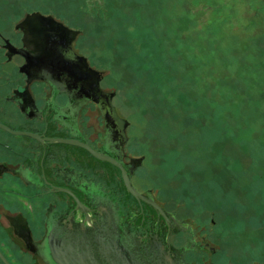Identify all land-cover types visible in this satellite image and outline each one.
I'll return each instance as SVG.
<instances>
[{"label":"rangeland","instance_id":"rangeland-1","mask_svg":"<svg viewBox=\"0 0 264 264\" xmlns=\"http://www.w3.org/2000/svg\"><path fill=\"white\" fill-rule=\"evenodd\" d=\"M35 9L80 28L78 49L104 70L145 154L140 174L214 260H262L264 0H0L3 27Z\"/></svg>","mask_w":264,"mask_h":264},{"label":"flooded vegetation","instance_id":"flooded-vegetation-1","mask_svg":"<svg viewBox=\"0 0 264 264\" xmlns=\"http://www.w3.org/2000/svg\"><path fill=\"white\" fill-rule=\"evenodd\" d=\"M40 12L52 18H0V264H220L140 174L145 154L80 28Z\"/></svg>","mask_w":264,"mask_h":264},{"label":"water","instance_id":"water-1","mask_svg":"<svg viewBox=\"0 0 264 264\" xmlns=\"http://www.w3.org/2000/svg\"><path fill=\"white\" fill-rule=\"evenodd\" d=\"M44 18V19H47V18H52V16L50 14H47V15H44L42 14L40 11L38 10H34V11H30V12H27L24 19L27 20L29 18ZM61 28H64V29H70L68 28L67 26H65L64 24H62V22H56ZM71 31H74L73 29H71ZM2 125V124H0ZM57 140H62V141H71L72 139H66V138H56ZM82 144V143H80ZM84 146L88 147L94 154H96L97 156L99 157H103L102 154L96 152L95 150H93L92 148H90L87 144H83ZM126 179V185L128 187V189L132 192H134L135 194H137V192L133 189V187L130 185L129 181L127 180V177L125 178Z\"/></svg>","mask_w":264,"mask_h":264}]
</instances>
